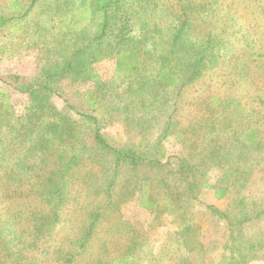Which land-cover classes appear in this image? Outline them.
<instances>
[{
    "label": "trees",
    "instance_id": "1",
    "mask_svg": "<svg viewBox=\"0 0 264 264\" xmlns=\"http://www.w3.org/2000/svg\"><path fill=\"white\" fill-rule=\"evenodd\" d=\"M41 3L51 12L49 21L56 20L58 15L59 32L63 34L58 39L59 55L46 62L32 80L15 82L13 88L29 97L20 112L15 110L9 92L0 85V264H44L38 259L42 253L47 255V262L56 264H138L140 252H148L143 250V233L136 234L129 242L125 236L124 240H113L120 237L118 233L95 241L99 238L101 224L109 218L111 207L116 204L109 200L110 194L106 192L110 191L119 169L123 164L134 168L145 164L153 168L168 167L171 173L178 172L182 176L185 192L191 200L198 198L199 169L186 156L177 158L178 165L174 168L171 154L160 148L149 154L140 148L116 146L101 132L97 116L79 111L73 114L72 106H68V111L53 102L56 85L64 79L98 82L94 64L111 57L116 59L117 70L137 76L139 84L134 92L142 98L138 103L152 108L159 99L148 101L144 98L148 92L169 87L183 90L226 60L233 46L230 35L238 30L241 18L237 14L238 7L234 1L227 6L221 0H176L174 4L163 0H12L6 11L0 13V29L26 22ZM78 17L90 18V22L74 29L70 25ZM66 25L69 28L63 29ZM244 36L245 50L256 56L254 60H259L257 67H264V33L259 38L251 32ZM206 106H212L213 116L208 123L211 126L220 117L230 124L231 113L240 115L249 111L237 95L213 97ZM254 113L256 120L250 122L245 132L249 143L244 137H237L238 126L232 132L238 146L261 152L264 150V106H256ZM218 146L207 147L206 156H210L211 162L219 156L216 155ZM98 160H104L101 178L106 185L104 198L99 203L107 207L89 212L87 226L78 237H73L70 248H55L52 234L61 220L62 208L68 204L74 187L84 182L80 168L95 166ZM213 165L209 168H219L216 180L206 178L201 186L213 189L219 199L232 202L236 196L237 204H242L244 199H240L239 193L257 165L253 162ZM202 175L206 172L201 171ZM243 175V181L238 184ZM84 184L89 188L87 191L95 193L96 189L103 188ZM147 198V207L155 208V198L150 195ZM170 198V201L175 200L173 195ZM108 203L113 204L108 206ZM208 207L227 218L231 226L232 241L226 247L230 255L225 262L247 264L254 257L255 246L248 240L246 250L242 249L234 224L247 222L251 217L240 215L242 209L232 217L228 212H220L215 205ZM185 228L186 236L194 232L191 219H187ZM51 247L54 250L50 251ZM201 251L203 249L198 248L197 252ZM183 261L191 264L187 258Z\"/></svg>",
    "mask_w": 264,
    "mask_h": 264
},
{
    "label": "rangeland",
    "instance_id": "2",
    "mask_svg": "<svg viewBox=\"0 0 264 264\" xmlns=\"http://www.w3.org/2000/svg\"><path fill=\"white\" fill-rule=\"evenodd\" d=\"M163 1L174 4L176 0ZM221 1L227 6L234 1L238 7L237 14L241 16L238 30L230 35L233 46L229 56L222 64L207 70L199 80L188 84L183 90L169 87L167 90L156 88V93L151 92L152 95L148 92L144 96L148 101L159 99L154 107L148 108L138 103L142 98L137 97L134 90L138 87L139 79L117 70L116 59L111 57L94 64L97 80L101 84L98 85L94 79H64L56 85L53 96V102L60 109L66 108L69 111L68 106H72L73 114L79 111L97 116L101 132L107 134L116 146L140 148L149 154H154L158 148L166 150L171 154L174 168L178 165L177 158L186 156L199 169L196 178L198 198L191 200L186 194L185 181L178 172L171 173L168 167L153 168L146 164L137 168L123 164L110 191L106 192L104 179L101 178L104 160H98L95 166L80 168L84 182L74 187L68 204L62 208L61 220L52 234L55 248H70L73 237H78L87 226L90 213L97 208L107 207L99 203L106 192L110 194L109 200L116 204L111 207L109 218L101 224L99 238L95 241H100L107 234L118 233L120 237H114L113 240H124L122 237L125 236L126 242H129L136 234L143 233V250L148 252H140L138 264H184L185 258L191 264H229L224 259L230 255L226 247L232 241L231 226L227 218L211 210L209 205L217 206L220 212H228L232 217L240 209L243 210L240 215L251 217L247 222L234 224L235 233L240 236L238 240L243 250H246L244 246L248 240L254 243V257L247 264H264V150L255 152L254 149L241 148L236 144L237 139L232 132L238 126L237 137L245 139L250 122L256 120L254 109L258 105L264 106V103L261 104V100H264V67L256 66L259 60H254L256 56L245 50L244 43V35L248 32L258 38L263 36L264 0ZM11 2L0 0V13L6 11V6ZM44 6V3L38 4L26 22L0 29V85L9 92L17 112L25 107L29 97L13 88L15 82L32 80L43 65L55 59L60 52L58 39L63 34L59 32L61 24L58 15L55 16L56 20L49 21L51 12L47 8L45 10ZM89 22L90 18L78 17L70 26L79 29ZM67 27L69 25L63 29ZM52 45L54 49H51ZM17 75L20 77L16 78ZM133 78H136L135 81ZM98 95L101 97L95 100L94 97ZM234 95L239 96L249 111L240 115L227 112L232 115L230 117L233 121L230 124L221 117L216 119L214 126L208 124L213 113H210L212 106L208 107L206 103L213 97ZM115 108L120 111H114ZM262 123L264 127V120ZM245 141L250 142L249 139ZM210 144L219 145L216 154L219 156L213 162L210 156H206ZM232 162H253L257 165L239 193L240 199H244L240 205L236 202V196L232 202L219 199L213 189L201 186L206 178L212 182L216 180L219 168H209L210 165L229 166ZM201 171L206 172V175L201 176ZM244 175L238 184L243 181ZM85 182L93 184L95 188H103L96 189L97 193L87 191ZM148 195L155 198V208L147 207ZM171 195L174 201H170ZM112 204L108 203V206ZM228 205L231 213L229 209L226 211ZM187 219H191L195 229L189 236H186L188 232L185 231ZM198 248L203 251L197 252ZM46 257L45 253L38 255L44 264H56L47 262Z\"/></svg>",
    "mask_w": 264,
    "mask_h": 264
}]
</instances>
